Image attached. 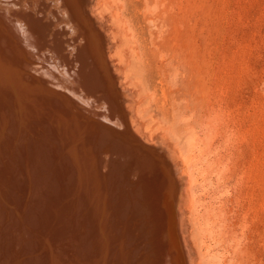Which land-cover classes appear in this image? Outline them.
I'll list each match as a JSON object with an SVG mask.
<instances>
[{
	"label": "bare ground",
	"instance_id": "obj_1",
	"mask_svg": "<svg viewBox=\"0 0 264 264\" xmlns=\"http://www.w3.org/2000/svg\"><path fill=\"white\" fill-rule=\"evenodd\" d=\"M111 2L112 0H78L79 14H84L83 10H86L89 21H83L81 15L84 30L80 35L83 38H78L80 43L73 44L75 46L71 50L68 44L69 49L62 51L61 38L54 35L58 32L45 29L44 19L35 14L34 9V14L29 9L26 13V7L19 4V0H0V196L13 204V208L7 211L0 210V235H5L2 231L7 226L14 234L11 247L1 252L7 255L5 264H122L124 253H121L120 247L114 249V238L118 231L122 233L124 226L117 221V217L120 219L126 214L129 217L127 221L130 219L133 223V229L136 227L134 219L137 223L144 220L142 222L148 242L140 253V264H171L172 254L174 258H178L180 250L184 260L181 258L179 262L192 263L189 261L193 254L189 257L190 245L185 243L182 228L185 226V214L196 204L192 190V172L201 152L194 145L179 146L172 143L170 137L162 132L155 134V128L152 129L146 122L147 118L152 121L151 116L142 118V111L136 105L137 89L128 70L132 56L126 52L127 33L124 35L119 32L121 26L116 22L117 10ZM118 9L120 14V7ZM74 12L77 13L76 9ZM32 24L35 26L31 27ZM66 25L71 28L69 22ZM38 28L44 31L38 36L43 44L37 41L34 34ZM65 32H61L63 36L66 35ZM74 32L80 31L71 28V33ZM64 39L61 40L65 44ZM43 47H48V51H39ZM51 53L57 57L50 64L72 80L67 79L73 85L71 91L74 90V96L81 100L78 105L83 106V111H80L93 115L96 120L93 122L100 125L97 130L102 133L108 127L112 129L111 133L108 132L111 135L108 137V133H105L106 136L103 134V141L97 144L104 147V151L98 152L96 157L104 172L102 178L94 175L98 177L96 181L90 177L91 173L88 174L90 170L85 164L86 153L83 154L82 148L78 147L77 151L74 146V149L64 151V138L69 143L73 139V134L64 136V133L68 131L69 124L78 126L76 118L72 120L73 117L67 116L61 106L64 104L61 103L59 94L47 98L40 89V82H45L48 86L55 84L52 83L56 80L55 76H52L55 80L49 76V62L44 58L47 55L51 57ZM35 55L40 59L37 63L29 60ZM62 85L60 88L64 89L65 86ZM85 96L88 98H83ZM93 104L97 106H93L95 109L89 107ZM100 106L111 109V114L98 116L99 111L97 113L96 109ZM79 117L85 123L89 121L88 116ZM43 126L46 130L41 129ZM22 127L27 132L23 133ZM30 134L33 139L29 137ZM20 137L28 138L27 148L17 150L18 154L14 157L17 149L14 143ZM76 152H79V161ZM66 165L70 168H65ZM93 172L95 174L94 170ZM126 173L129 176L131 174L133 183L130 184V189L126 185L128 195L120 197L118 191L119 197L111 216L110 212L106 214V218L110 216L115 228L112 233L114 238L110 234L107 237V230L102 234L101 226L99 227L103 215L101 217L99 214L94 218L91 209L93 206L90 207L93 194L90 193L93 190L96 193V188L100 186L99 179L103 185L108 182L112 191L122 189L125 186L122 178ZM86 175L89 177L84 178ZM98 217L100 219L95 222ZM174 218L175 233L172 231ZM139 226L138 224L137 227ZM139 235L141 236V231ZM109 251L113 257L107 263Z\"/></svg>",
	"mask_w": 264,
	"mask_h": 264
},
{
	"label": "rangeland",
	"instance_id": "obj_2",
	"mask_svg": "<svg viewBox=\"0 0 264 264\" xmlns=\"http://www.w3.org/2000/svg\"><path fill=\"white\" fill-rule=\"evenodd\" d=\"M23 1L19 0V4H24L26 13L28 9L29 12L34 9L35 14L44 19L45 29L49 32L57 31L58 34L54 35H59V39L66 37V46L60 39L62 51L69 49V45L71 50L75 46L73 44L80 43L79 39L83 38L80 35L84 30L83 21H89V18L85 14L86 10H83L82 21L77 8L80 4L78 0H67V3L66 0H32L34 4ZM111 5L117 10L116 22L121 26L119 32L124 35L127 33L126 52L132 56L128 70L137 89L136 105L142 111V118L151 116L152 121L147 118L146 122L152 129L155 128V134L162 132L170 137L172 143L179 146L194 145L201 152L192 172V190L196 204L185 214V226L182 228L185 243L190 245L189 257L192 254L194 256H191L193 259L190 257V264H264V0H112ZM75 9L77 13L74 12ZM70 10L73 13L71 15ZM59 17L62 19H57ZM66 22L80 32L71 33ZM62 31H66V35L63 36ZM42 33L44 31L39 28L34 31L39 43L42 41L38 36ZM123 44L125 45L124 41ZM131 47L137 50H131ZM47 48L43 47L39 51H48ZM136 52L139 54L135 56ZM56 57L52 53L51 57L44 56L49 62V76L56 80L54 79L55 82L52 83L55 84L52 86L40 82V89L47 98L59 94L61 103L64 104L61 106L67 116L73 117H70L72 120L76 118L79 127L67 123L68 131L64 136L73 134V142L69 143L64 138V151L72 150L74 146L77 151L82 148L83 154L86 153L85 164L90 170L88 174L91 173L90 177L96 181L98 177H103L104 172L102 164L96 158L98 152L104 151V147L98 145L103 141L102 135L112 129L107 126L108 131L102 133L97 130L100 125L93 122L96 121L93 115L80 111L83 108L81 104L78 105L81 100L74 96L75 88L71 91L73 85L68 82L72 80L50 64ZM29 60H35L36 63L40 61L36 55ZM6 84L10 87L7 82ZM60 85L65 86L66 91ZM93 106L97 107L94 104L89 107L95 109ZM96 110L97 113L99 111L98 116L111 114V109L106 106H100ZM79 116H88L89 121L85 123ZM22 129L23 133L27 132L25 127ZM41 129L46 130V127ZM110 135L107 134L108 137ZM29 137L33 139L32 134ZM26 139L20 137L15 141L17 149L14 157L18 154L17 150L27 148ZM100 156L102 157L101 154ZM76 157L79 161V152H76ZM65 168L70 167L66 165ZM86 177L89 176L84 178ZM132 179L131 174L129 176L126 173L122 178L125 186L114 191L109 188L108 182L103 185L99 179L100 186L96 188V193H93L94 190L90 193L93 194L90 207L93 206L91 209L94 218L99 214L101 217L103 215L99 227L101 226L102 234L107 230V237H113L115 230L110 216L116 206L117 195L119 192L120 197L129 194L126 189L127 186L130 189ZM2 197L0 196V210L13 208L12 202ZM107 212H110V216L106 218ZM127 218V214L121 220L117 217V221L124 226L122 233L118 231L113 237L116 243L114 249L120 247L121 253H124L122 264H140V253L148 242L144 220L140 218L141 221L137 223L134 219L136 227L133 229V223L130 219L127 221ZM99 219L100 217L95 222ZM174 220L173 233L176 232V219ZM2 233L5 235H0V264H5L7 255L1 252L11 247L14 234L9 231V226ZM123 246H126L125 249ZM83 250L85 251V246ZM180 252L178 251V258H174L172 254L174 264H181L179 261L183 257ZM111 257L113 255L109 251L107 263L111 261Z\"/></svg>",
	"mask_w": 264,
	"mask_h": 264
}]
</instances>
